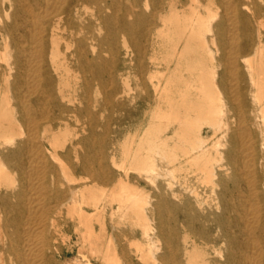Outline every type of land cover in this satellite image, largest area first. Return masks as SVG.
Segmentation results:
<instances>
[{"label": "bare ground", "instance_id": "obj_1", "mask_svg": "<svg viewBox=\"0 0 264 264\" xmlns=\"http://www.w3.org/2000/svg\"><path fill=\"white\" fill-rule=\"evenodd\" d=\"M0 264H264V0H0Z\"/></svg>", "mask_w": 264, "mask_h": 264}, {"label": "rangeland", "instance_id": "obj_2", "mask_svg": "<svg viewBox=\"0 0 264 264\" xmlns=\"http://www.w3.org/2000/svg\"><path fill=\"white\" fill-rule=\"evenodd\" d=\"M136 83V77L135 76H132L131 77V84L134 86ZM118 116V114H116ZM140 119H136L135 123L132 124V125H125L123 126L122 128L120 129H117L118 130V133L120 135V138H124L129 132H134L137 128V123L139 122ZM133 123V122H132Z\"/></svg>", "mask_w": 264, "mask_h": 264}]
</instances>
